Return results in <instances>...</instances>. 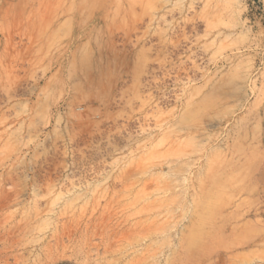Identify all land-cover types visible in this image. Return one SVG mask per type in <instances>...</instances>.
<instances>
[{
	"label": "rangeland",
	"instance_id": "rangeland-1",
	"mask_svg": "<svg viewBox=\"0 0 264 264\" xmlns=\"http://www.w3.org/2000/svg\"><path fill=\"white\" fill-rule=\"evenodd\" d=\"M0 264H264L261 0H0Z\"/></svg>",
	"mask_w": 264,
	"mask_h": 264
},
{
	"label": "bare ground",
	"instance_id": "bare-ground-1",
	"mask_svg": "<svg viewBox=\"0 0 264 264\" xmlns=\"http://www.w3.org/2000/svg\"><path fill=\"white\" fill-rule=\"evenodd\" d=\"M261 3H262V15H263V18H264V0H261Z\"/></svg>",
	"mask_w": 264,
	"mask_h": 264
}]
</instances>
